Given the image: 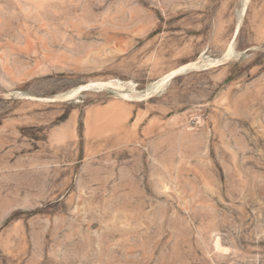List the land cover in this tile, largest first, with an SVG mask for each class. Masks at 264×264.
<instances>
[{
    "label": "rangeland",
    "instance_id": "rangeland-1",
    "mask_svg": "<svg viewBox=\"0 0 264 264\" xmlns=\"http://www.w3.org/2000/svg\"><path fill=\"white\" fill-rule=\"evenodd\" d=\"M0 264H264V0H0Z\"/></svg>",
    "mask_w": 264,
    "mask_h": 264
},
{
    "label": "bare ground",
    "instance_id": "bare-ground-1",
    "mask_svg": "<svg viewBox=\"0 0 264 264\" xmlns=\"http://www.w3.org/2000/svg\"><path fill=\"white\" fill-rule=\"evenodd\" d=\"M239 29H237L236 33H235V37L238 34ZM230 49V48H228ZM219 60V59H218ZM206 65V64H205ZM204 66V65H203ZM195 68V64H188L185 65L175 71H172L170 73H168L167 75H165L163 78H161V80H159L158 82L156 81L155 87L156 89H159L161 87H163L165 84H167L170 80L174 79V77L176 78V76L184 73L185 71H187L188 69H193ZM131 81V80H130ZM124 84V83H123ZM119 80L118 81H107V82H93L90 83L88 85H83L82 87H80L79 89H77L76 93H80L83 92L84 90H91L94 88L97 89H107V88H111V89H115L118 90L121 93L122 99L127 100V101H131L133 100L134 96L127 93L125 90V87ZM133 85V84H132ZM154 85V84H153ZM73 92V91H72ZM102 92V91H101ZM137 92V91H136ZM148 92V91H147ZM146 92V93H147ZM117 94V93H116ZM77 95V94H76ZM118 95V94H117ZM71 96V95H70ZM74 96V95H72ZM143 97V96H142ZM146 97V96H145ZM57 101V100H56Z\"/></svg>",
    "mask_w": 264,
    "mask_h": 264
}]
</instances>
